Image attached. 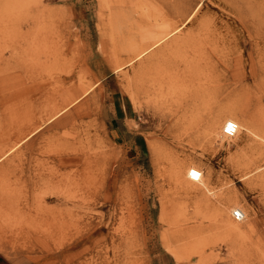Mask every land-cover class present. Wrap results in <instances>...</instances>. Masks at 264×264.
<instances>
[{"label":"rangeland","instance_id":"rangeland-1","mask_svg":"<svg viewBox=\"0 0 264 264\" xmlns=\"http://www.w3.org/2000/svg\"><path fill=\"white\" fill-rule=\"evenodd\" d=\"M263 125L264 0H0V264H264Z\"/></svg>","mask_w":264,"mask_h":264},{"label":"bare ground","instance_id":"bare-ground-1","mask_svg":"<svg viewBox=\"0 0 264 264\" xmlns=\"http://www.w3.org/2000/svg\"><path fill=\"white\" fill-rule=\"evenodd\" d=\"M170 34H171V32L169 31L168 32V34L165 36V37H163V38H161V39H158V40H155V41H153L151 44H149V45H145V46H143V45H141V46H139V47H133V49H134V51L136 50V54L134 55V59H140L141 57H143L147 52H148V50L150 51V49L151 48H154V47H156V46H158V45H160L164 40H166V38L167 37H169L170 36ZM173 35V34H172ZM137 45V44H136ZM153 50V49H152ZM133 51V52H134ZM150 53V52H149ZM132 58V57H131ZM120 59V58H119ZM133 60V59H132ZM123 61V60H122ZM126 61H128L127 59H126ZM114 62V61H113ZM131 65V64H130ZM132 67V66H131ZM118 68V67H117ZM116 68V69H117ZM120 68V67H119ZM128 75H129V73H128ZM134 78V77H133ZM70 94V93H69ZM68 94V95H69ZM65 98H66V96H65ZM64 100L65 99H63V102H64ZM231 111V110H230ZM71 115V114H70ZM68 116V115H67ZM66 116V117H67ZM72 117V116H71ZM68 118H69V116H68ZM232 118L231 117H229V116H225V117H222V127H221V131H223V134H224V130H225V128H226V126H227V124L230 122V123H234L235 125H236V127H237V130H236V133L232 136V138L233 137H235L236 136V134L239 132V129H240V124H238V122H235V121H233V120H231ZM235 119V118H234ZM77 120V119H76ZM220 120V121H221ZM61 122V121H60ZM75 122V121H74ZM61 123H63V122H61ZM70 123V122H69ZM255 125H256V127H255ZM261 124L259 123V122H256V124H254L253 125V123L252 122H246L245 123V126H246V128L247 129H249L250 131H254L255 130V128L257 129V128H259V126H260ZM211 126V125H210ZM214 126V124L211 126V128L209 127V129H212V127ZM264 126V125H263ZM215 127V126H214ZM260 129V128H259ZM259 131H261V130H259ZM214 132H216V131H214ZM213 133V132H212ZM209 134H211V133H209ZM218 134V133H217ZM216 134V135H217ZM258 136H259V134H258ZM263 138H264V135H263ZM261 151H263V150H261ZM260 152V151H259ZM257 153H258V151H257ZM256 153V154H257ZM261 153V152H260ZM259 154V153H258ZM257 154V155H258ZM259 155H261V154H259ZM255 158V157H254ZM251 161V160H250ZM262 162V161H261ZM251 164V163H250ZM249 164V165H250ZM262 165H264V160H263V164H258V166H256V169H258V168H261L260 166H262ZM185 166V165H184ZM248 166V165H247ZM255 168V167H254ZM262 168H264V166L262 167ZM242 169V168H241ZM245 169V168H244ZM248 169V168H247ZM185 170H186V176H187V178L189 179V176H190V174H191V172H193V171H195V172H197L199 175H198V177H199V181L198 182H200L201 180H202V175H203V173L200 171V169L199 168H196L195 166H193V165H188L187 167H185ZM260 170V169H259ZM184 171V170H183ZM249 171V170H248ZM246 172V171H245ZM256 172H258L257 170H256ZM185 173V172H184ZM261 173V172H260ZM259 173V174H260ZM255 174V173H254ZM248 175H250V173H248ZM256 175H258V173H256ZM252 176V175H251ZM250 176V177H251ZM255 176V175H254ZM33 177V176H32ZM243 177V176H242ZM253 177V176H252ZM251 177V178H252ZM258 177H260V176H258ZM254 178V177H253ZM256 179H258V178H256ZM260 179V178H259ZM190 180V179H189ZM250 180V179H249ZM192 182V181H191ZM203 182V181H202ZM247 182V181H246ZM259 182V181H258ZM254 183V182H253ZM200 184H202V183H200ZM250 184V183H249ZM259 184V183H258ZM203 185V184H202ZM248 185V184H247ZM66 215V214H65ZM64 215V216H65ZM29 219V218H28ZM60 219V218H59ZM18 220V219H17ZM19 221V220H18ZM16 223V222H15ZM22 223V222H21ZM25 227V226H24ZM71 227V226H70ZM17 228H19V226L17 227ZM57 228V227H56ZM24 229V228H23ZM43 229V228H42ZM13 230V229H12ZM11 230V231H12ZM15 230V229H14ZM3 231V230H2ZM8 231V230H7ZM12 233V232H11ZM6 236V235H5Z\"/></svg>","mask_w":264,"mask_h":264},{"label":"built area","instance_id":"built-area-1","mask_svg":"<svg viewBox=\"0 0 264 264\" xmlns=\"http://www.w3.org/2000/svg\"><path fill=\"white\" fill-rule=\"evenodd\" d=\"M233 125H234V128H233V130L231 131V132H229V131H226V128H225V130H224V136L226 137V138H232V136L236 133V130H237V127H236V125L234 124V123H232ZM189 179L192 181V182H198L199 180V177L198 178H193V176L190 174V176H189ZM234 218L236 219V220H242V215H241V213H239V212H235L234 213Z\"/></svg>","mask_w":264,"mask_h":264},{"label":"snow or ice","instance_id":"snow-or-ice-1","mask_svg":"<svg viewBox=\"0 0 264 264\" xmlns=\"http://www.w3.org/2000/svg\"><path fill=\"white\" fill-rule=\"evenodd\" d=\"M233 128H234V125L232 124V123H228L227 124V126H226V131H229V132H231L232 130H233ZM191 175L193 176V178H198V173L197 172H195V171H193V172H191Z\"/></svg>","mask_w":264,"mask_h":264}]
</instances>
